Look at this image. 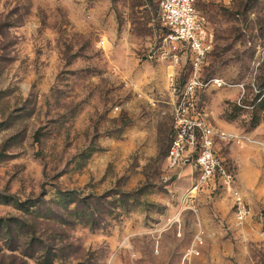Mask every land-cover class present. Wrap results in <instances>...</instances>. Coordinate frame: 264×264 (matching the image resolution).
<instances>
[{"label":"rangeland","instance_id":"374dc122","mask_svg":"<svg viewBox=\"0 0 264 264\" xmlns=\"http://www.w3.org/2000/svg\"><path fill=\"white\" fill-rule=\"evenodd\" d=\"M196 7L215 41L200 75L232 86L199 93L197 104L240 140L219 142L216 154L234 169L249 216L236 224L219 184L184 201L198 172L167 165L172 93L191 65L163 44L155 0H0V193L43 201L60 219L0 204V264H41L44 253L51 264H264V6ZM58 192L87 201L92 222L59 209ZM196 235L202 244L186 255Z\"/></svg>","mask_w":264,"mask_h":264},{"label":"built area","instance_id":"2783aa9c","mask_svg":"<svg viewBox=\"0 0 264 264\" xmlns=\"http://www.w3.org/2000/svg\"><path fill=\"white\" fill-rule=\"evenodd\" d=\"M199 0H155L159 8V18L163 28L162 42L167 45L172 60L178 64L182 55L189 54L190 74L181 88L173 89V124L170 144L166 154L167 165L172 169L189 163L196 168V183L183 195L186 201L195 196L199 188L219 184L233 200L236 224H241L249 216V208L236 189L234 169L216 154L219 142L236 143L240 140L226 131L214 127L206 114L198 107V94L210 88L232 87L222 79L200 75L201 67L214 48V34L207 19L196 5ZM264 6V0H260ZM264 54V49H257ZM182 54V55H181ZM255 89L254 85H252ZM240 96L238 105L244 100V84H236ZM243 103V102H242ZM202 244L196 235L193 246L186 255L197 253Z\"/></svg>","mask_w":264,"mask_h":264},{"label":"trees","instance_id":"16d2710c","mask_svg":"<svg viewBox=\"0 0 264 264\" xmlns=\"http://www.w3.org/2000/svg\"><path fill=\"white\" fill-rule=\"evenodd\" d=\"M167 154V153H166ZM56 201L55 205L59 209H63L68 211L71 215H74V220L78 223L83 224H89L92 222L93 218V211L92 208H89L87 201L85 200H79L78 197H76V194L74 192H58L56 195ZM0 204L4 205H10L17 211L21 212L22 214H28L30 215V218L32 221H37L39 219H46V220H53L55 222H59L58 215H55L50 209H47L45 213H43V210L41 209V204H44L43 201H32V200H26V201H20L19 199L3 195L0 193ZM74 206L73 210H69L70 206ZM86 220V221H85ZM16 221V220H15ZM2 220L0 219V223ZM8 228V224L4 222ZM12 227L9 228V233H11ZM13 232V231H12ZM35 231H32V234H34ZM39 252V251H35ZM41 253L43 251H40ZM32 257V255H28ZM39 258L43 261H41V264H51L52 261L48 259V256L46 253L44 255H40Z\"/></svg>","mask_w":264,"mask_h":264}]
</instances>
